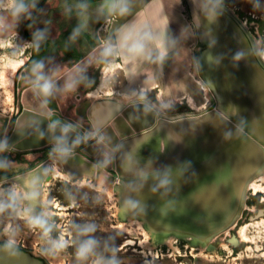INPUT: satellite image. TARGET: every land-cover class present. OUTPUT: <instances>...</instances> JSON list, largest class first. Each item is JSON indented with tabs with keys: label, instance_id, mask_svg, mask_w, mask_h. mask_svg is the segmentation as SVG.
<instances>
[{
	"label": "water",
	"instance_id": "water-1",
	"mask_svg": "<svg viewBox=\"0 0 264 264\" xmlns=\"http://www.w3.org/2000/svg\"><path fill=\"white\" fill-rule=\"evenodd\" d=\"M186 2L203 45L198 51L201 71L215 94L208 109L173 115L147 98L127 103L99 99L88 108L98 139L87 144L88 134L57 111L46 114L24 107L5 147L31 150L49 137L57 147L72 148L55 152L64 171L72 178H94L97 164L106 161L89 149L98 143L110 163L114 156L111 170L122 182L116 188L124 218L144 220L154 239L176 233L191 235L196 238L191 243L203 245L232 224L245 204L248 182L264 170V60L230 8L218 0ZM2 120L0 140L9 118ZM49 121L56 123L55 128ZM19 137L26 142L24 149L13 145ZM148 137L163 141L166 149L141 159L137 154L149 143ZM51 155L10 179L20 187L24 209L43 221ZM0 157L9 172L30 166L1 147ZM39 163H44L40 172ZM0 264L48 263L32 251L0 241Z\"/></svg>",
	"mask_w": 264,
	"mask_h": 264
},
{
	"label": "rangeland",
	"instance_id": "rangeland-1",
	"mask_svg": "<svg viewBox=\"0 0 264 264\" xmlns=\"http://www.w3.org/2000/svg\"><path fill=\"white\" fill-rule=\"evenodd\" d=\"M218 1L244 23L264 56V0ZM12 2L1 0L0 13L10 21L6 35H12L18 43L12 56L24 58L25 62L7 79V90L0 82V122L2 117L9 118L0 147L13 157H22L29 165L51 152L72 148L57 147L54 141L31 150L6 148V140L24 107L46 114L57 111L88 134L89 144L98 139L88 116V108L96 100L116 98L126 103L147 98L162 112L173 115L203 112L215 100L214 91L201 71L198 51L203 45L193 21L192 77L176 93L160 95L158 91L132 92L130 80L120 71L113 52L103 56L98 64L60 61L57 46L42 45V39L50 33V22L57 23L58 19L29 14L23 0ZM186 7L192 20L187 2ZM146 140L149 143L137 154L141 159H149L166 149L161 140L155 142L151 137ZM55 166L44 185V221L24 209L16 182L0 183V241L32 251L48 264H264L263 177L257 180L263 190L248 186L246 205L234 226L203 246L178 237L170 243L158 242L151 234L147 235L141 218H124L116 188L122 182L114 170L101 166L94 178H72L58 160Z\"/></svg>",
	"mask_w": 264,
	"mask_h": 264
},
{
	"label": "crops",
	"instance_id": "crops-1",
	"mask_svg": "<svg viewBox=\"0 0 264 264\" xmlns=\"http://www.w3.org/2000/svg\"><path fill=\"white\" fill-rule=\"evenodd\" d=\"M23 2L31 15L58 19L50 22L42 45L57 46L66 64H98L113 52L132 92L160 95L176 93L192 77L195 29L185 0Z\"/></svg>",
	"mask_w": 264,
	"mask_h": 264
},
{
	"label": "bare ground",
	"instance_id": "bare-ground-1",
	"mask_svg": "<svg viewBox=\"0 0 264 264\" xmlns=\"http://www.w3.org/2000/svg\"><path fill=\"white\" fill-rule=\"evenodd\" d=\"M1 1V0H0ZM5 5V4H4ZM1 6V5H0ZM0 22H1V24L0 25H2L1 27H0V82H1V84H2V86H3V88L4 89H6L7 90V87H8V83H7V79H11V77H12V75L14 74V71L19 67V66H21L22 64H24V62H25V59L24 58H22V59H20V60H18V58L19 57H17V59H15L13 56H12V51H15L16 50V48H17V46H18V43L15 41V40H13L12 39V35L10 36V34H9V36H7L8 34H7V31H5V29L8 27V25H10L9 23H10V21L8 20V18L6 17V15H4V14H2V13H0ZM7 34V35H6ZM26 42V41H25ZM202 47L199 49V52L201 53L202 52ZM262 58H263V60H264V56H262ZM114 66V65H113ZM117 66H119V63L117 64ZM10 97V96H9ZM127 103V102H126ZM212 105V104H211ZM210 105V106H211ZM156 107V106H155ZM159 109V108H158ZM48 114V113H47ZM185 114H187V113H185ZM177 115H182V114H177ZM184 115V114H183ZM28 119V118H27ZM48 123H50V125H52V127L53 128H55V126H56V123H52L51 121H49ZM44 127V126H43ZM69 129L71 130V128L69 127ZM81 136V135H80ZM84 138V136L83 137H79V139L78 140H81V139H83ZM20 137L18 138V139H15L13 142V145H17V146H19L20 148L19 149H24V145H26V142L24 141V140H21L20 141ZM31 141H33V140H31ZM48 142H50V138L48 137V139H46V141H45V144L46 143H48ZM35 143V142H34ZM44 144V145H45ZM88 144V143H87ZM44 145H42L41 147H44ZM41 147H38V148H41ZM89 149L91 150V151H93L94 152V154H96V155H100L102 158H105V163H102L101 165H99V164H97V171H96V175L95 176H97V173L99 172V167H101V166H103V167H105L106 169H109V170H111V169H113L114 168V156L112 155L111 156V160H112V163H110L109 162V160L108 159H106V156L102 153L103 151H102V148L100 147V145L98 144V143H95V145H93V146H89ZM55 152H57V151H54V152H51V160H52V164H51V168L53 167V166H55V164H56V160H57V154L55 153ZM114 154H115V151H114ZM105 156V157H104ZM47 162V161H46ZM45 163V162H44ZM44 163L42 164V163H39V167H38V172H40L44 167H43V165H44ZM108 164L110 165V166H108ZM55 168H56V166H55ZM57 172H58V174L60 175L61 174V172L59 171V170H57ZM264 178V170L263 171H260L256 176H254V178H252L249 182H248V184H247V190H248V186L251 188L252 186H254L256 189H257V191L258 190H260V189H262L261 188V185L260 184H258L257 183V180H258V178ZM12 178H17V176H13ZM12 181V180H11ZM14 181H16V180H14ZM252 181V182H251ZM13 182V181H12ZM20 188V187H19ZM263 190V189H262ZM20 195H21V191H20ZM21 199H22V197H21ZM23 205H24V201H23ZM245 205H246V203L244 204V206H243V209H244V207H245ZM45 209H46V204H45V206H44V208H43V212H42V214L44 213V211H45ZM243 209H242V211H240V213L236 216V218H235V220L232 222V224L228 227V228H226V230L227 229H229L230 227H232V226H234V224L238 221V219L241 217V214H242V212H243ZM29 213V212H28ZM30 214H32V215H34V216H36L35 214H33V213H30ZM36 217H38V216H36ZM142 220V219H141ZM143 222H144V224H145V221L144 220H142ZM143 222L141 223L142 225H143ZM147 230H145L146 231V233H147V235L149 236L150 234L152 235V232L148 229V228H146ZM225 230V231H226ZM150 233H149V232ZM224 232V231H223ZM217 236V235H216ZM174 237H180V238H184V239H189L191 242H194V241H196V238H194L193 236H191V235H180V234H176V233H170L169 235H163L160 239L158 238V237H156L155 239L156 240H160L161 242L162 241H165V240H167V242H171L172 241V239L174 238ZM215 237V236H214ZM213 237V238H214ZM212 238V239H213ZM212 239H210V241H208V243L206 242V244L208 245L210 242H211V240ZM206 244H203V246H206Z\"/></svg>",
	"mask_w": 264,
	"mask_h": 264
},
{
	"label": "flooded vegetation",
	"instance_id": "flooded-vegetation-1",
	"mask_svg": "<svg viewBox=\"0 0 264 264\" xmlns=\"http://www.w3.org/2000/svg\"><path fill=\"white\" fill-rule=\"evenodd\" d=\"M49 155H50V153H49ZM48 156V155H47ZM47 156H45L44 158H46ZM44 158H42L41 160H39V161H42ZM20 159H23L22 157H20ZM38 161V162H39ZM37 163V162H36ZM35 163V164H36ZM35 164H32V165H30L29 167H25V168H21V169H19V170H17V171H13V172H9V171H7V170H5L4 168H3V164H2V158L0 157V183L1 182H3V181H9V182H12V181H10V179L15 175V174H17V173H19V172H21V171H23V170H25V169H29V168H31V167H33ZM51 173H52V171L50 170V175H51ZM45 183H46V181H45ZM45 185V184H44ZM43 194H44V188H43ZM44 201V200H43ZM45 204V203H44ZM16 246V245H15ZM17 248H18V246H16ZM23 249V248H22ZM47 262V261H46Z\"/></svg>",
	"mask_w": 264,
	"mask_h": 264
},
{
	"label": "trees",
	"instance_id": "trees-1",
	"mask_svg": "<svg viewBox=\"0 0 264 264\" xmlns=\"http://www.w3.org/2000/svg\"><path fill=\"white\" fill-rule=\"evenodd\" d=\"M39 8H40V6H39ZM39 8H38V10H39ZM37 10V11H38ZM36 11V12H37ZM28 37V39H30V40H32L33 41V39L32 38H30V36H27ZM4 244H6V245H9V246H14V247H16L15 245H13V244H9L8 242H3ZM19 248V247H18Z\"/></svg>",
	"mask_w": 264,
	"mask_h": 264
},
{
	"label": "clouds",
	"instance_id": "clouds-1",
	"mask_svg": "<svg viewBox=\"0 0 264 264\" xmlns=\"http://www.w3.org/2000/svg\"><path fill=\"white\" fill-rule=\"evenodd\" d=\"M46 90H47V85H45V91H46ZM62 131L67 132L68 129H67V128H64Z\"/></svg>",
	"mask_w": 264,
	"mask_h": 264
}]
</instances>
